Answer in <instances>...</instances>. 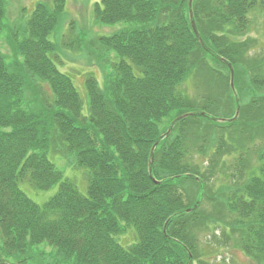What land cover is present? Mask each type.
Returning a JSON list of instances; mask_svg holds the SVG:
<instances>
[{
    "label": "trees",
    "instance_id": "1",
    "mask_svg": "<svg viewBox=\"0 0 264 264\" xmlns=\"http://www.w3.org/2000/svg\"><path fill=\"white\" fill-rule=\"evenodd\" d=\"M65 6L35 0L0 48V264H207L203 230L264 264V55L243 37L264 0H93L97 24L120 26L95 38L87 112L50 55ZM51 148L87 169L86 193ZM22 180L58 185L38 204ZM217 181L234 185L220 203Z\"/></svg>",
    "mask_w": 264,
    "mask_h": 264
},
{
    "label": "rangeland",
    "instance_id": "2",
    "mask_svg": "<svg viewBox=\"0 0 264 264\" xmlns=\"http://www.w3.org/2000/svg\"><path fill=\"white\" fill-rule=\"evenodd\" d=\"M35 0H6V14L1 19L0 48L5 53H10L7 45V36L10 29H13L16 22L20 20V15L28 16L34 7ZM93 0H66L64 13L60 17L57 27L52 30L48 38L55 44L54 51L50 54L56 62L57 67L66 72L74 83L83 104V112H87L88 96L85 88V79L91 74L98 79L101 85L104 79L103 62L99 56H104V48L95 42V38L101 34H109L110 31L120 26L99 25L97 24L92 11L91 3ZM25 8V9H24ZM23 11L22 13L20 11ZM251 22L246 29L243 37H250L252 50L250 55H264V10L260 7L252 8L249 12ZM17 24V23H16ZM69 44L74 45L70 47ZM100 46V47H99ZM109 58V57H108ZM107 59V58H106ZM8 60V59H7ZM236 137V135H235ZM259 144V142H257ZM249 150L254 149L255 144H245ZM48 158L62 170V175L71 178L82 193H86L87 188V169L75 166V158L68 152L53 153L52 148L48 150ZM255 152L249 153L250 160L255 162ZM219 184L217 181L216 185ZM19 187L28 197L38 204H43L57 189L58 183L46 189H36L28 181H19ZM234 187L232 183H223L211 189L215 193L217 202H222L223 197L227 196ZM210 193V192H209ZM209 201V199H208ZM210 206L214 203H208ZM218 231V229L216 230ZM127 235L118 236L117 240L122 245H127L135 239L133 228L127 229ZM201 245L205 251H209L206 259L207 264H257L248 258L244 253L233 247L221 246L212 243V233L209 230L202 231ZM209 239V241L207 240ZM127 241V242H125ZM205 257V255H204Z\"/></svg>",
    "mask_w": 264,
    "mask_h": 264
},
{
    "label": "water",
    "instance_id": "3",
    "mask_svg": "<svg viewBox=\"0 0 264 264\" xmlns=\"http://www.w3.org/2000/svg\"><path fill=\"white\" fill-rule=\"evenodd\" d=\"M191 2H192V0H189V6L191 5ZM190 16H191V13H190ZM191 24H192V27H193L194 32L196 33V35H198L197 30H196V27H195V24H194V21H191ZM199 40H200V42H201V39H200V38H199ZM230 84H231V87L233 88L232 69H231V79H230ZM237 114H238V110H236L235 115H234L232 118H230L229 120H233V119L237 116ZM185 115H187V114H183L182 116H185ZM172 124H173V122H172ZM172 124H171V125L169 126V128L166 130L165 134H163V135L160 136L161 138H162L164 135H167V134L169 133V131H170L171 127H172ZM156 143H157V142H155L154 145L152 146V149H151V156H152V153H153V149H154V147L156 146ZM151 156H150V158H151Z\"/></svg>",
    "mask_w": 264,
    "mask_h": 264
}]
</instances>
